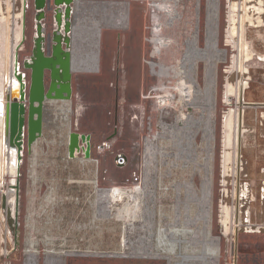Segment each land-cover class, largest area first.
Masks as SVG:
<instances>
[{"label": "rangeland", "instance_id": "rangeland-1", "mask_svg": "<svg viewBox=\"0 0 264 264\" xmlns=\"http://www.w3.org/2000/svg\"><path fill=\"white\" fill-rule=\"evenodd\" d=\"M81 1L73 4V25L90 11ZM45 9L43 23L52 32L53 12ZM35 11V0H0L1 84L15 54L23 69L31 53ZM126 22L123 28L104 23L100 31L74 25L72 51L80 70L63 103L68 116H50L31 151L25 141L16 171L15 158L9 162L3 153L0 126V264H27V235L37 240L38 264L49 247L60 253L57 264H264V0H131ZM93 44L99 53H80ZM201 106L213 107L211 120L184 117ZM69 131L89 135L87 157L67 156ZM181 139L213 141L208 202L212 242L219 246L215 258L162 254L179 224L191 227L182 222L183 209L178 216L173 183L191 176L195 202L207 201V187L192 167L172 166L165 155ZM119 152L128 158L123 167L114 163ZM142 165V182L129 187L134 190L115 188ZM10 183L16 187L5 201ZM100 188L111 192L98 195ZM9 206L13 228L5 215ZM192 242L198 243L197 235Z\"/></svg>", "mask_w": 264, "mask_h": 264}, {"label": "water", "instance_id": "water-1", "mask_svg": "<svg viewBox=\"0 0 264 264\" xmlns=\"http://www.w3.org/2000/svg\"><path fill=\"white\" fill-rule=\"evenodd\" d=\"M50 1L52 5H50ZM73 1L74 0H35V32L32 38L33 44L31 53L23 59V69L20 68L21 64L16 53V69L12 74H10V70L9 74L6 73L8 75L6 88L3 90V93H0V98L4 99L3 153L10 162L11 154L15 151V171L22 158V150L25 141L31 151L32 146L37 144L40 138L43 137L44 130L48 127L50 116H52L53 112L58 108L57 103L63 104L69 102L71 99L73 73L80 70V68L75 66L74 56L70 49L72 37L69 33L74 29V26L71 24V19L72 16L75 15L72 9ZM45 8H47V10L52 9L55 26L49 34L51 45L48 54L44 51L46 45L45 25L43 23L46 13ZM21 37L22 39L24 38L22 35ZM19 46V44L16 45V52L19 50ZM46 71L49 73L47 85L44 83ZM13 79L18 83V96H12ZM245 104L255 106L262 105L261 103ZM86 138H88V145L86 144L87 148L86 151H84L82 146ZM89 146L88 134L68 132L67 156L69 158H74L78 152H81L87 157L89 154ZM122 154L125 156L128 163L127 156L124 153ZM8 168H10V165ZM138 170L139 169H135L132 172ZM9 172L13 174L11 173V169H9ZM142 176L143 172L141 179ZM10 186L11 187H8L5 193H3L5 201L6 196L10 195V188H12V186L16 187V184L10 183ZM101 189L102 188L98 189V195ZM102 191L111 192L108 189H102ZM5 204L6 203H4V205ZM94 253L98 255L96 257H119L115 256V251H94Z\"/></svg>", "mask_w": 264, "mask_h": 264}, {"label": "bare ground", "instance_id": "bare-ground-1", "mask_svg": "<svg viewBox=\"0 0 264 264\" xmlns=\"http://www.w3.org/2000/svg\"><path fill=\"white\" fill-rule=\"evenodd\" d=\"M130 1L131 0H82L81 1L82 3L88 4V6H89L88 9L90 11H89L88 15L85 16V18L77 21L76 23H74V25L76 24V26L83 27V29H86V30L96 29V31H100L102 26H104L103 25L104 23L106 25L111 24L114 27L120 26L123 28L126 26V24L128 22V21L126 22V20H128V7H129ZM75 2H76V0L73 1V4ZM73 4H72V9H73ZM50 5H52L51 1H50ZM99 8L102 9V11H98ZM52 9H53V7H52ZM73 11H74V9H73ZM74 16L75 15H73L72 19H71L72 25L74 22ZM92 33L94 34L95 31H90L89 33H86V36L87 35L89 36ZM69 35L72 37V44H73V31L70 32ZM98 42H96V43H98ZM72 44L70 47L71 51H72ZM97 46H98V44H93L92 46L81 50L80 53H85V56L86 55L88 56L90 51L93 49H95V52L99 53V50H96ZM80 53H78V56L84 57ZM72 55H73V51H72ZM239 55H240V51L238 49V56ZM236 56H237V50H236ZM239 61H240L239 58L236 57V60H235L236 67H238L240 65ZM96 64H97V67H99L98 61L95 62L94 65H96ZM237 64H238V66H237ZM75 66H77V65H75ZM20 68H21V66H20ZM15 69H16V66H15V59H14L12 72ZM92 69H95L94 66L92 67ZM12 72L10 74H12ZM7 79H8V75H7V77L4 78L3 84H1V82H0V93H3L2 89L6 85ZM2 86H3V88H2ZM18 94H19L18 83L15 79H13L12 80V96H15V95L18 96ZM237 99H238V97H237ZM57 107L58 108L56 110H58V113L53 114V120L54 119H66L68 116V112H69V109L67 108V106L60 104V105H57ZM213 112H214L213 107L201 106L195 112L187 111L184 114V117L194 118V119H199V120H203L202 118H208L207 120H211L212 116H213ZM231 116H232V113H231ZM236 117H237L236 120H237V128H238V127H240V120H241L240 109L238 110ZM3 124H4V99L0 98V126H1L2 144H3V138H4V125ZM240 135H241V132L237 131L238 147H239V136ZM226 141H227L226 145L229 146L231 139L228 136V133H226ZM175 143H176V146H175ZM86 144L88 145V138L85 139L84 144H83L84 146H82L84 151H86V148H87ZM212 144H213V141L209 140V139H202L200 141H196L194 139H187V140L181 139L179 142H174L175 148L173 149L174 150L173 152L169 153L165 150V155L168 154L169 156H171L173 158V160L171 161L172 166L180 165L182 168L192 167V170L195 172V175L199 176L198 177L199 182L203 183L204 186L207 187L206 193L204 195V198H206L207 201L204 205H200V204H197L195 202L196 195H195L194 189H195L196 184L192 181V177L190 175H189L190 177H188V178H181L179 180H176L173 183L174 196H175V207L178 209V216L180 215V212H181L180 209H183L184 213L181 215V217L183 216L182 222L184 220L190 222L191 227H188L187 229L185 227V229H183L182 228L183 226H181V224H179L180 228L175 229V230H177L176 231L177 233L171 234L170 242L165 244V245H162V244H164V240L162 239V237L165 234H162L161 236H159L157 238L158 244L164 246L166 248L165 251H168V252L164 251L162 254L169 255V254L178 253V254L184 255L185 257H191V258H195V257H199V256L215 258L218 255L219 246L212 242V234L210 233V228H209V225H210V204L208 201L211 198L210 182H211V175H212V166H211V164H212ZM226 155H227V153H226ZM11 156H13L15 158V164H16V153H15V151L12 152ZM226 159H227V156H226ZM228 159H227V161H228ZM142 172L144 174V166L143 165H142ZM141 182H142V179L139 183H141ZM133 188H135V187H133ZM133 188H128L126 190L132 191V190H134ZM10 189H12V188H10ZM113 190L115 191V189H113ZM135 190H137V188ZM15 192H16V190H15ZM182 196H184V197H182ZM193 205L196 207V210L194 211V214L191 216L190 211H191ZM14 207H15V203H14ZM15 212L17 213L16 207H15ZM226 213H227V209H226ZM11 214L12 213H11V209L9 206L5 211V215H6V218H7V221L9 223L10 227L13 228V225H15V222L12 220L13 217ZM174 218H176V217H174ZM183 223H185V222H183ZM182 225H184V224H182ZM194 234L197 235V237H198V243L196 245H194L192 242V237ZM49 242H52V240H49ZM23 243H24L23 249L25 252L26 263L27 264H38L37 263V257L38 256H36L39 253L37 248H36L37 240L31 235H27V236H25ZM229 244H230L229 252L232 254L234 242L230 241ZM177 248H178V250H177ZM59 254L60 253H58L57 249H55L54 247H49L48 249L44 250L42 253L40 252V257L43 260V262L41 264H57V258L56 257L57 256L59 257Z\"/></svg>", "mask_w": 264, "mask_h": 264}, {"label": "built area", "instance_id": "built-area-1", "mask_svg": "<svg viewBox=\"0 0 264 264\" xmlns=\"http://www.w3.org/2000/svg\"><path fill=\"white\" fill-rule=\"evenodd\" d=\"M99 147H101L102 150H105L108 148V144L106 142H102ZM114 163L116 166H124L126 165L127 161L122 153H117L114 156ZM141 175H142V168H140L138 171L132 172L131 176H129V178L126 179L125 182L123 183V186H115V188H122V187L129 188L131 186L137 185L141 181Z\"/></svg>", "mask_w": 264, "mask_h": 264}, {"label": "crops", "instance_id": "crops-1", "mask_svg": "<svg viewBox=\"0 0 264 264\" xmlns=\"http://www.w3.org/2000/svg\"><path fill=\"white\" fill-rule=\"evenodd\" d=\"M50 33H51V30L49 31V27L47 28V26H45V44L46 45H45V50L44 51H45L46 54L49 53L50 45H51L50 38H49V34ZM10 73H11V71H10ZM7 74H8V72H7ZM7 74L6 75L4 74V76H2L3 77L2 79H4L5 77H7ZM48 74H49L48 71H46L45 80H44V83L46 85L48 84V81H49ZM5 86H4L3 90H5V88H6Z\"/></svg>", "mask_w": 264, "mask_h": 264}]
</instances>
